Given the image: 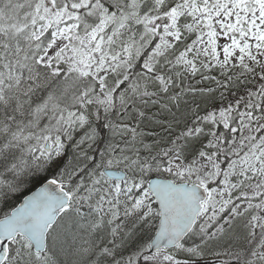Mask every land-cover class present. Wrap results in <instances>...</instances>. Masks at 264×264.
<instances>
[{"label": "snow or ice", "instance_id": "obj_1", "mask_svg": "<svg viewBox=\"0 0 264 264\" xmlns=\"http://www.w3.org/2000/svg\"><path fill=\"white\" fill-rule=\"evenodd\" d=\"M0 264H264V0H0Z\"/></svg>", "mask_w": 264, "mask_h": 264}]
</instances>
